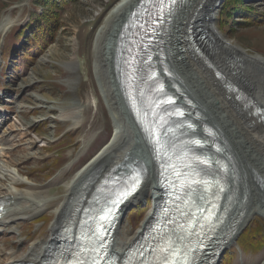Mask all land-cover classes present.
Returning a JSON list of instances; mask_svg holds the SVG:
<instances>
[{
	"label": "rangeland",
	"instance_id": "374dc122",
	"mask_svg": "<svg viewBox=\"0 0 264 264\" xmlns=\"http://www.w3.org/2000/svg\"><path fill=\"white\" fill-rule=\"evenodd\" d=\"M121 1H67L60 9L61 24L54 41L50 40L43 49L37 52L32 50L23 56L22 44L26 46L27 43L24 41L25 37L19 41L21 32L34 11L41 14L44 10L41 7L34 8L32 0H0V164L12 171H19L18 178L21 182L17 188L21 192L39 198L36 201L49 200V205L43 212L35 215H31L30 211L23 212L20 216L28 215L26 220L17 219L11 224L12 227H3L6 230L0 231L2 259H6L12 252H16V258H20L31 248L40 246L49 239L56 209L63 202L72 179L113 140L117 132L128 128L134 139L131 150L133 158H139L144 164L148 163L140 139L132 128L133 124L118 97L119 103H116L115 97L109 93L112 83L107 76L102 77L99 65L103 62L102 59L99 60V45L102 43V51L108 54L112 32L115 30L109 14ZM225 2L226 0H219L217 5L215 19L218 30L248 55L264 58V22L242 28L235 25L242 18L236 16L233 19V15L226 11L223 14ZM246 2L260 12V15H264V0ZM233 12L231 10L230 14ZM118 13L115 11L114 19L119 16ZM196 15L199 20L204 18L196 11L191 17ZM194 27H197L195 23ZM185 31L186 28L183 35L186 34ZM204 49V55L214 64L215 59L206 46ZM14 50L17 51L16 54ZM231 60L230 55L229 61ZM73 65L76 66L75 70L70 68ZM248 66L249 73L258 81L254 84V89L242 85L227 73L224 75L251 97L264 98L262 69L253 61ZM257 75H261V80ZM178 99L181 102L179 97ZM74 102H78L77 108L73 107ZM76 114L80 115L77 119ZM75 119H80L78 125L75 124ZM81 125V129L77 130ZM8 180L0 174V186L11 184ZM139 193L137 199L123 211V226L120 234L116 232L115 240H122L142 231L147 217L152 215L155 202L151 188L146 197ZM25 200L22 207L34 212L40 209L32 204L35 200ZM263 211L262 208L259 209L258 214L253 215L254 218L247 224L250 225L256 219L264 221ZM17 227L19 230L16 233L10 232ZM263 263L264 247L257 249L255 253H245L237 242L227 246L217 262Z\"/></svg>",
	"mask_w": 264,
	"mask_h": 264
},
{
	"label": "bare ground",
	"instance_id": "6f19581e",
	"mask_svg": "<svg viewBox=\"0 0 264 264\" xmlns=\"http://www.w3.org/2000/svg\"><path fill=\"white\" fill-rule=\"evenodd\" d=\"M140 1L122 0L109 14V19L112 17L111 23H114L115 30L112 32V44L110 43L111 48L108 54L104 50L102 51L104 47L102 43L99 45V60H103L99 65L103 73L102 77L103 75L104 77L107 76V79H110L112 83V90L109 89V93L112 97H115L116 103H119L118 97L125 114L133 124L132 128H134L136 136L140 139L148 163L144 164L145 162L142 163L139 158H133V151L131 150L134 146V139L128 128L126 131H119L114 134L113 140L106 144L72 179L63 202L56 209L55 221L49 230V239L40 246L37 245L31 248L27 254L20 258H16V252H12L8 254L6 259H2L3 252L0 250V264L21 261L28 264H40L52 245V236L61 229L64 219L73 211L79 198L90 188L92 192L94 185L99 183L100 179L117 165L122 167L117 170L121 174H127L132 165L144 167L147 171L146 179L139 192L141 196L146 197L148 190L151 188L154 202L160 199L161 190L158 184L157 162L151 152L148 140L135 120L125 98L122 83L125 67L118 53L122 27ZM218 4L219 0H184L172 17L173 19L168 27L166 44L158 55L156 65L162 69L170 93L181 99V102L179 100L181 104L178 105L175 113L171 111L165 113V115L168 116L170 113H174L170 118L175 122L182 108L190 109L192 122L196 123V131L191 134L203 141H213L208 139V130H213L216 134L215 142L222 147L220 156H216L212 151V159L222 161L230 169L228 170V187L224 202V213L227 217L228 227L222 232V241L226 243L225 249L237 242L236 238L248 225L247 223L254 218L253 215L258 214L261 208L264 210V116H257L256 108H249L250 102H240V95L237 94V89L240 88L229 81L224 73H227L239 83H243L242 85L254 89V84L258 81L249 73L248 64L252 61L256 62L259 68L262 69V75L264 76V58L248 55L242 48L227 40L218 30L215 19ZM115 11L120 12V14L118 13L119 16L114 19ZM194 11L201 13L204 18L199 20L197 15L194 17L195 19L191 17ZM192 20L193 25L195 23L197 28L209 33L210 39L205 46L215 59L214 64L204 55V52L201 56L188 45V27ZM185 28L187 36L185 33L183 35ZM108 29L110 31L111 27ZM201 50L203 51V49ZM230 55L232 57L231 61H229ZM70 68L75 70L76 66L73 65ZM258 75L257 78L261 80V75ZM256 97L255 100L264 107V98ZM77 104L78 102H74L73 107L77 108ZM75 116L76 119L80 117L79 114ZM76 119L74 121L78 125L80 119ZM82 126L76 129L79 130ZM0 174H3L11 183L0 186V200L5 203L0 213V231L6 230L3 227H12L11 224L17 219L26 220L28 215L20 216L23 212L30 211V213L32 212L31 215H35L47 209L49 200L36 201L39 198L27 195L17 188L18 183L21 182L18 178V170L12 171L6 165L0 164ZM96 177L98 178L96 179ZM138 193L125 203L122 208L123 211H126L130 204L137 199ZM26 198L35 200L32 204H36V207L40 209L34 212L32 209L22 207ZM154 211L151 212L150 217H147L142 231L140 230L134 236L122 240L114 239V251L117 254L124 255L131 245L139 239L148 223L150 224ZM123 221L124 218L121 215L116 229L118 234L121 232ZM232 225H234L233 228ZM18 230L19 227L11 229L10 232L16 233Z\"/></svg>",
	"mask_w": 264,
	"mask_h": 264
},
{
	"label": "trees",
	"instance_id": "16d2710c",
	"mask_svg": "<svg viewBox=\"0 0 264 264\" xmlns=\"http://www.w3.org/2000/svg\"><path fill=\"white\" fill-rule=\"evenodd\" d=\"M67 1L69 0H32L34 8L41 7L44 11L41 14L34 11L26 27L21 32L22 35H20L19 41L25 37L24 41L27 43L26 46L22 44L23 56H26L32 50L37 52L43 49L50 40L54 41L61 24L60 9ZM231 10H234V12L230 14ZM225 11L229 15H233V19L236 16L243 19L240 22H235V25H239L241 28L251 26L257 22H264V15H260V12L248 5L246 0H226L222 13L224 14ZM42 42H45L44 45L40 44ZM16 52L14 50V54ZM237 243L245 253H255L257 249L264 247V221L260 219L252 221L241 232Z\"/></svg>",
	"mask_w": 264,
	"mask_h": 264
},
{
	"label": "water",
	"instance_id": "95a60500",
	"mask_svg": "<svg viewBox=\"0 0 264 264\" xmlns=\"http://www.w3.org/2000/svg\"><path fill=\"white\" fill-rule=\"evenodd\" d=\"M172 19H173V18H171V19L168 21V27H169V25H170ZM188 28H190V32L193 33V36H195L194 38H196V37L199 38V39H198V40H199L198 44L201 43V44H199L200 47H201L203 50H205V49H204V48H205V45H206V43H207V42L209 41V39H210L209 33H208L207 31H203V30L200 29V28L194 27V25H193V20L191 21V23H190V25H189ZM168 30H169V29L167 28L166 31H165V34H164V36H163V47H164L165 44H166V38H167V36H168ZM186 33H187V32H186ZM196 39H197V38H196ZM197 47H198V46H197ZM239 95L242 96V97H244L248 102H250L251 106L255 107L256 110H259L261 113L264 114V107H262V106L259 104V102H258L257 100H255V98L251 97L250 95H245L244 91H240ZM119 168H122V167H120V165H118V167L115 168V169H119ZM232 228H233V227H232Z\"/></svg>",
	"mask_w": 264,
	"mask_h": 264
},
{
	"label": "snow or ice",
	"instance_id": "6c2138e0",
	"mask_svg": "<svg viewBox=\"0 0 264 264\" xmlns=\"http://www.w3.org/2000/svg\"><path fill=\"white\" fill-rule=\"evenodd\" d=\"M133 191H135V187H133V189H132Z\"/></svg>",
	"mask_w": 264,
	"mask_h": 264
}]
</instances>
